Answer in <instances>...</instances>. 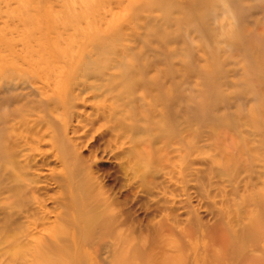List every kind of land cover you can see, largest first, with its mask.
I'll list each match as a JSON object with an SVG mask.
<instances>
[{"label": "rangeland", "instance_id": "rangeland-1", "mask_svg": "<svg viewBox=\"0 0 264 264\" xmlns=\"http://www.w3.org/2000/svg\"><path fill=\"white\" fill-rule=\"evenodd\" d=\"M45 44L70 47L93 66L95 86L107 89L86 94L73 111L89 114L105 99L126 124L149 129L152 161L185 165L187 186L179 196L161 164L131 186L120 161L99 152L92 170L107 210L80 224L82 233L59 244L56 257L264 264V0H0V57L9 53L26 67L18 60ZM11 73L0 81V134L5 119L36 104L29 87L5 83ZM11 187L0 171L2 195ZM45 190L49 203L54 189ZM12 218L0 209V254L18 227Z\"/></svg>", "mask_w": 264, "mask_h": 264}, {"label": "bare ground", "instance_id": "bare-ground-1", "mask_svg": "<svg viewBox=\"0 0 264 264\" xmlns=\"http://www.w3.org/2000/svg\"><path fill=\"white\" fill-rule=\"evenodd\" d=\"M28 52V57L18 60L27 61L26 67L16 60L10 62L6 57L9 53L0 57L4 62L0 81L10 71L13 76L6 84L29 87V93L37 96L33 101L36 104L2 123L0 171L13 179V187L5 195L0 191V209L13 215L12 222L18 227L2 240L0 262L63 264L66 261L55 255L59 244L69 241L68 236L74 239L80 235V224L103 217L107 210L108 196L96 190L94 156L108 153L119 160L131 186L138 184L140 173L154 175L151 169L161 164L170 183L176 182L175 187L168 186L179 196L187 190L185 165L152 161L154 139L149 129L136 126L135 120L126 124L105 99L97 101L89 114L73 111L76 102L86 100V94L95 90L103 96L107 89L95 86L93 81L100 77L93 74V66L80 61L70 47L34 45ZM89 95L98 97L95 93ZM96 135L95 143H90ZM39 144L45 149L37 151ZM146 168L150 169L147 173ZM50 184L53 194L45 203V189ZM183 203L177 199V210L183 208ZM47 204L53 212L51 221Z\"/></svg>", "mask_w": 264, "mask_h": 264}]
</instances>
